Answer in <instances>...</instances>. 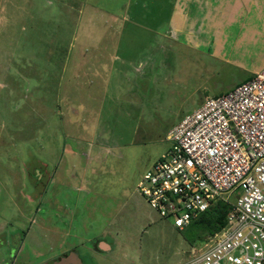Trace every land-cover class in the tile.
<instances>
[{"label": "rangeland", "instance_id": "rangeland-1", "mask_svg": "<svg viewBox=\"0 0 264 264\" xmlns=\"http://www.w3.org/2000/svg\"><path fill=\"white\" fill-rule=\"evenodd\" d=\"M122 1L0 0V264H184L201 242L137 181L174 123L264 66V0H230L199 44L170 0Z\"/></svg>", "mask_w": 264, "mask_h": 264}, {"label": "built area", "instance_id": "built-area-1", "mask_svg": "<svg viewBox=\"0 0 264 264\" xmlns=\"http://www.w3.org/2000/svg\"><path fill=\"white\" fill-rule=\"evenodd\" d=\"M166 139L137 181L149 204L183 229L212 202L229 203L224 225L184 264H264V66L206 97Z\"/></svg>", "mask_w": 264, "mask_h": 264}, {"label": "crops", "instance_id": "crops-1", "mask_svg": "<svg viewBox=\"0 0 264 264\" xmlns=\"http://www.w3.org/2000/svg\"><path fill=\"white\" fill-rule=\"evenodd\" d=\"M108 1L105 0L103 5L104 9H109ZM121 1V0H111ZM170 13H169V30L177 34L183 32L186 36L194 39L198 44L203 40L199 34H203L204 27H223L221 24V17L224 14L225 6L229 4L230 0H170ZM234 1V0H233ZM122 5H126L122 1ZM230 5V4H229ZM106 10V11H107ZM249 22H247L248 24ZM128 53L126 57H128ZM126 59H121L117 64L121 67L127 65ZM123 71V69H122ZM253 74V73H252ZM175 124V123H174ZM169 144V143H168ZM168 146V145H167ZM101 243L110 248L103 239H98V249ZM70 261V260H69Z\"/></svg>", "mask_w": 264, "mask_h": 264}, {"label": "trees", "instance_id": "trees-1", "mask_svg": "<svg viewBox=\"0 0 264 264\" xmlns=\"http://www.w3.org/2000/svg\"><path fill=\"white\" fill-rule=\"evenodd\" d=\"M229 203L223 199L212 202L205 210L201 211L189 223L192 239L204 240L209 234L220 229L226 218Z\"/></svg>", "mask_w": 264, "mask_h": 264}, {"label": "water", "instance_id": "water-1", "mask_svg": "<svg viewBox=\"0 0 264 264\" xmlns=\"http://www.w3.org/2000/svg\"><path fill=\"white\" fill-rule=\"evenodd\" d=\"M73 256H75V254L74 252H71L69 255L62 256L60 259L56 261L54 260L52 264H70L69 260L72 259ZM77 259H79V257H77Z\"/></svg>", "mask_w": 264, "mask_h": 264}, {"label": "flooded vegetation", "instance_id": "flooded-vegetation-1", "mask_svg": "<svg viewBox=\"0 0 264 264\" xmlns=\"http://www.w3.org/2000/svg\"><path fill=\"white\" fill-rule=\"evenodd\" d=\"M69 251L70 250H67L66 252H61V254H59V256H57L55 259H60L62 256L68 255ZM72 252H74V251H72ZM77 257L78 256L75 254V256H73L72 259H70V264H83V262L81 260L77 259Z\"/></svg>", "mask_w": 264, "mask_h": 264}]
</instances>
